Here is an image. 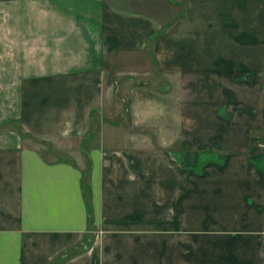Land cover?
Listing matches in <instances>:
<instances>
[{
  "label": "crops",
  "instance_id": "obj_1",
  "mask_svg": "<svg viewBox=\"0 0 264 264\" xmlns=\"http://www.w3.org/2000/svg\"><path fill=\"white\" fill-rule=\"evenodd\" d=\"M0 264H264V0H0Z\"/></svg>",
  "mask_w": 264,
  "mask_h": 264
},
{
  "label": "rangeland",
  "instance_id": "obj_2",
  "mask_svg": "<svg viewBox=\"0 0 264 264\" xmlns=\"http://www.w3.org/2000/svg\"><path fill=\"white\" fill-rule=\"evenodd\" d=\"M132 80L134 81L132 83H137L138 82V78L137 77L136 78H132ZM132 89H134L135 93H133L129 89L130 92H131V93H129V95H126V94L120 95L118 99L116 98L117 103L116 104L113 103L111 106L108 107V110L105 113L104 119L102 120L103 123L104 122L105 123H110V122L114 123V122H116L114 124L118 125L119 127H124V128L125 127L129 128L130 126H133V123H135L134 124L135 128H138L139 130L142 129L143 120L140 117L143 114V111H141L142 110L141 107L143 105V102L142 101L141 102L140 101H136L138 96H139L137 94V89H142V88L134 87ZM127 90L128 89L126 87H124V91H127ZM142 91L143 90L139 91L140 92V96H142L143 94L146 93V92H142ZM133 95L135 96V100H134V103L132 104V100L134 99ZM155 102L156 103H152L150 105V108H148L149 111L152 112L155 107L158 108L159 101L155 100ZM163 103H166V102H163ZM165 105L170 107V105H173V104H169L168 103V104H165ZM145 111H147L146 102H145ZM133 113L136 114L135 115L136 117H134V118L132 116ZM110 114H112V116ZM137 115H138V117H137ZM113 117H115V118H113ZM96 118H97V116L95 115V121L93 120V125H92V128H93L95 133H96V127L99 128L101 126V122L98 121ZM141 132H142V130H141ZM22 136H23L25 144L32 145V146L36 147L39 150V152L42 155H44L46 158L56 159V158H68V157H70V156H68L67 154H65V153H63L61 151H56L54 148H52V146L50 144H47V143H45V142H43L41 140H35V139L29 137L28 135H26L25 133H22ZM94 138H95V135H94ZM106 144L110 145L111 142L106 143Z\"/></svg>",
  "mask_w": 264,
  "mask_h": 264
},
{
  "label": "trees",
  "instance_id": "obj_3",
  "mask_svg": "<svg viewBox=\"0 0 264 264\" xmlns=\"http://www.w3.org/2000/svg\"><path fill=\"white\" fill-rule=\"evenodd\" d=\"M83 192H84L86 203H87L88 208H89V189H88L87 185L83 186Z\"/></svg>",
  "mask_w": 264,
  "mask_h": 264
}]
</instances>
